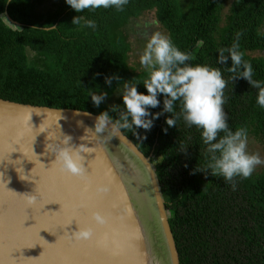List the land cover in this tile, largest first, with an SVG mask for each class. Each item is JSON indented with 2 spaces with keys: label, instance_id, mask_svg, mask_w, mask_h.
Segmentation results:
<instances>
[{
  "label": "trees",
  "instance_id": "trees-1",
  "mask_svg": "<svg viewBox=\"0 0 264 264\" xmlns=\"http://www.w3.org/2000/svg\"><path fill=\"white\" fill-rule=\"evenodd\" d=\"M129 0L123 11L86 9L76 13L65 0H0V98L33 105L73 108L99 114L109 111V96L124 82H142L147 73L129 62L131 20L152 13L173 43L190 53L192 64L220 68L227 81L224 111L231 129L246 127L264 142V108L256 103L257 89L242 78L232 81L226 65L217 64V50L230 47L236 33L253 79L264 81V0ZM20 25L13 28L2 15ZM96 22V29L73 25L74 16ZM54 26V28L52 27ZM99 74V75H98ZM117 75L109 87L105 76ZM89 91H105L95 106ZM161 106L150 109L159 112ZM177 111L179 108L177 107ZM165 113L152 129L125 130L146 156L152 153L180 264H264V172L235 178L236 189L222 177L197 171L204 166L200 131L183 121L165 123ZM167 128V133L162 131ZM184 144L187 151H180Z\"/></svg>",
  "mask_w": 264,
  "mask_h": 264
},
{
  "label": "water",
  "instance_id": "water-1",
  "mask_svg": "<svg viewBox=\"0 0 264 264\" xmlns=\"http://www.w3.org/2000/svg\"><path fill=\"white\" fill-rule=\"evenodd\" d=\"M96 115L0 98V264H150L143 221L113 155L149 177L161 256L180 264L152 153L144 155L128 136L94 138ZM65 135L86 148L83 178L71 179L53 163L51 149ZM93 213L104 222L93 223ZM85 223L93 224V236L78 243L71 235Z\"/></svg>",
  "mask_w": 264,
  "mask_h": 264
},
{
  "label": "clouds",
  "instance_id": "clouds-1",
  "mask_svg": "<svg viewBox=\"0 0 264 264\" xmlns=\"http://www.w3.org/2000/svg\"><path fill=\"white\" fill-rule=\"evenodd\" d=\"M65 3L76 13H82L86 9L101 8L123 11L129 0H65ZM71 23L93 30L97 27L94 20L79 15L74 16ZM242 35V32L238 31L230 47L217 50V64L226 65L230 60L227 71L231 74L232 81L242 78L257 89L256 103L264 108V81L253 79V66L244 59V53L241 51ZM193 59L190 53L173 43L170 35L161 31L152 32L146 38L143 51L139 55V63L147 73L142 82L146 92L137 90L138 83L124 82L119 90L123 107L109 106V110L116 113L117 118L110 116L109 111H102L96 115L90 130L94 138L104 141L120 136L127 141L125 130L132 132L138 139H145L146 136L138 133L137 129H144L146 133L152 129L155 120L165 113H170V116H165V123L169 127H176L177 122L182 120L186 127H195L200 131L201 141L205 145V163L197 171L222 177L235 190V178H249L258 165L264 164V159L258 153H250L247 150L246 127L233 130L228 125L224 111L227 99L224 90L227 81L220 68L208 64H192L190 62ZM113 80L119 83L121 78L115 74L104 77V82L109 87L112 86ZM88 96L91 97L92 103L99 107L106 100L108 93L89 91ZM158 97H163L162 107L159 112H151L150 109L161 106ZM84 115L91 116V113L85 112ZM162 131L166 134L167 128H162ZM70 141L71 137L65 135L60 145L51 149L56 153L53 163L62 173L83 178L86 170L81 152H86V148L73 147ZM187 147L181 144L179 149L186 153ZM92 221L95 224L104 222L101 215L96 213H93ZM93 231V224L85 223L72 233L71 238L86 241L92 238Z\"/></svg>",
  "mask_w": 264,
  "mask_h": 264
},
{
  "label": "bare ground",
  "instance_id": "bare-ground-1",
  "mask_svg": "<svg viewBox=\"0 0 264 264\" xmlns=\"http://www.w3.org/2000/svg\"><path fill=\"white\" fill-rule=\"evenodd\" d=\"M113 158L118 162L120 168H123L126 188L135 201V211L138 217L140 216V219L143 221L147 243L152 254V262L150 264H167L166 259H163L161 256L163 254L161 239L155 230V215L152 205L147 198L150 189L148 186L150 182L149 177H147L142 168H136L134 171L132 166L129 164L127 166L124 165L123 160H120L116 155H113Z\"/></svg>",
  "mask_w": 264,
  "mask_h": 264
},
{
  "label": "rangeland",
  "instance_id": "rangeland-1",
  "mask_svg": "<svg viewBox=\"0 0 264 264\" xmlns=\"http://www.w3.org/2000/svg\"><path fill=\"white\" fill-rule=\"evenodd\" d=\"M186 1V0H184ZM232 0H225L224 11L227 12L228 6ZM3 20L9 26L16 28L6 17L5 14L2 15ZM264 30V25L262 27ZM130 30V40L132 42V49L129 55V62L135 66L137 69H142L143 67L139 63V55L142 53L144 45L146 43V38L154 31H161L167 34V32L160 28L159 24L155 20L152 13H147L144 16L131 20L129 27ZM255 55L264 56V51H255ZM111 103H116L122 101L119 95V91H116L109 97ZM250 153H258L262 159H264V142L258 140L255 136L248 134V149ZM264 172V164L258 165L253 174Z\"/></svg>",
  "mask_w": 264,
  "mask_h": 264
},
{
  "label": "snow or ice",
  "instance_id": "snow-or-ice-1",
  "mask_svg": "<svg viewBox=\"0 0 264 264\" xmlns=\"http://www.w3.org/2000/svg\"><path fill=\"white\" fill-rule=\"evenodd\" d=\"M66 175H68V174H66ZM71 179H75L76 177L75 176H71V175H68ZM80 209H86V207H83V206H81L80 207ZM91 239V238H90ZM89 239V240H90ZM85 241H83V240H81V241H78V243H84Z\"/></svg>",
  "mask_w": 264,
  "mask_h": 264
}]
</instances>
